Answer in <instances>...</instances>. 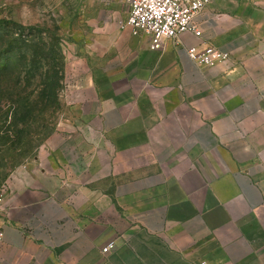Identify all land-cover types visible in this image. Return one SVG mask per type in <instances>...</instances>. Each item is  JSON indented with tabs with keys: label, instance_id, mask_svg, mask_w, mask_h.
<instances>
[{
	"label": "crops",
	"instance_id": "obj_1",
	"mask_svg": "<svg viewBox=\"0 0 264 264\" xmlns=\"http://www.w3.org/2000/svg\"><path fill=\"white\" fill-rule=\"evenodd\" d=\"M81 1L73 136L14 172L0 264H264V0H217L161 51L125 0ZM208 44L231 60L197 65Z\"/></svg>",
	"mask_w": 264,
	"mask_h": 264
},
{
	"label": "rangeland",
	"instance_id": "obj_2",
	"mask_svg": "<svg viewBox=\"0 0 264 264\" xmlns=\"http://www.w3.org/2000/svg\"><path fill=\"white\" fill-rule=\"evenodd\" d=\"M81 4V0H0V192L18 168L45 154L57 141L73 136L74 121L63 117L62 80L57 109L47 110L32 125L37 132L31 138L13 145L16 131L27 129V124L15 120L16 113L26 105L40 107L39 84L49 67L64 78L65 55L71 50L73 35L87 26ZM51 50L55 57L47 56ZM18 79L13 91L10 83Z\"/></svg>",
	"mask_w": 264,
	"mask_h": 264
},
{
	"label": "built area",
	"instance_id": "obj_3",
	"mask_svg": "<svg viewBox=\"0 0 264 264\" xmlns=\"http://www.w3.org/2000/svg\"><path fill=\"white\" fill-rule=\"evenodd\" d=\"M217 0H125L128 8L126 19L121 21L122 27H129L134 35H146L152 48L161 51L168 41H178L181 34L192 31L201 35L194 25V17L199 11ZM189 57L201 67H214L226 64L231 54L213 45H207L199 51L195 47L187 49ZM4 211V191L0 192V215ZM0 231V239L2 237ZM115 243L103 247L104 253L110 252Z\"/></svg>",
	"mask_w": 264,
	"mask_h": 264
},
{
	"label": "trees",
	"instance_id": "obj_4",
	"mask_svg": "<svg viewBox=\"0 0 264 264\" xmlns=\"http://www.w3.org/2000/svg\"><path fill=\"white\" fill-rule=\"evenodd\" d=\"M52 53L53 50H51L47 56L52 55ZM52 57H55V55L53 54ZM45 75L46 78L42 79L39 84L41 86L39 92L40 107L37 108V105L34 104L26 105L24 111L16 113L17 116L15 120L27 124V129H18V131H16L13 142L14 146H20L23 144L22 142L25 138H31V135L37 132L32 125L35 127V123L43 118L42 115L44 112L50 109H57L58 91L61 89L63 78L60 77L59 71L55 68L51 69V67H49ZM19 83V79L12 81L10 83L11 89L14 91Z\"/></svg>",
	"mask_w": 264,
	"mask_h": 264
}]
</instances>
